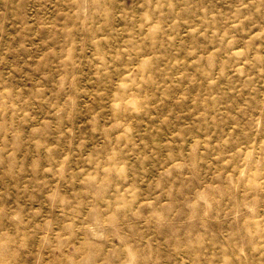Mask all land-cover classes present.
Returning a JSON list of instances; mask_svg holds the SVG:
<instances>
[{
    "label": "rangeland",
    "instance_id": "374dc122",
    "mask_svg": "<svg viewBox=\"0 0 264 264\" xmlns=\"http://www.w3.org/2000/svg\"><path fill=\"white\" fill-rule=\"evenodd\" d=\"M16 264H264V0H0V236Z\"/></svg>",
    "mask_w": 264,
    "mask_h": 264
},
{
    "label": "clouds",
    "instance_id": "9594fccd",
    "mask_svg": "<svg viewBox=\"0 0 264 264\" xmlns=\"http://www.w3.org/2000/svg\"><path fill=\"white\" fill-rule=\"evenodd\" d=\"M19 236H0V264H16L19 254Z\"/></svg>",
    "mask_w": 264,
    "mask_h": 264
}]
</instances>
